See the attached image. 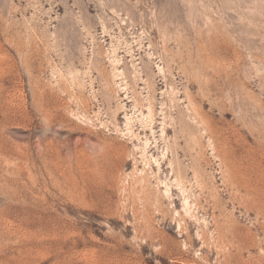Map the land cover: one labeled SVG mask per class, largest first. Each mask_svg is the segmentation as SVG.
Here are the masks:
<instances>
[{
	"label": "rangeland",
	"instance_id": "374dc122",
	"mask_svg": "<svg viewBox=\"0 0 264 264\" xmlns=\"http://www.w3.org/2000/svg\"><path fill=\"white\" fill-rule=\"evenodd\" d=\"M0 264H264V0H0Z\"/></svg>",
	"mask_w": 264,
	"mask_h": 264
},
{
	"label": "bare ground",
	"instance_id": "6f19581e",
	"mask_svg": "<svg viewBox=\"0 0 264 264\" xmlns=\"http://www.w3.org/2000/svg\"><path fill=\"white\" fill-rule=\"evenodd\" d=\"M80 165H82V166H83V165H84V161H83V162H82V164H80ZM81 176H82V175H81ZM85 177H86V176H84V178H85Z\"/></svg>",
	"mask_w": 264,
	"mask_h": 264
}]
</instances>
